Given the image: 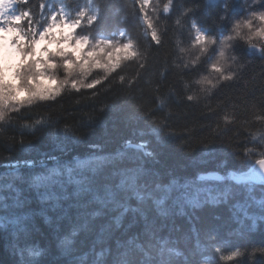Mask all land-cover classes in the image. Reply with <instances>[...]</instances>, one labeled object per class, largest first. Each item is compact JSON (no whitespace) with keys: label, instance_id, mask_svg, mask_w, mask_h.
<instances>
[{"label":"trees","instance_id":"1","mask_svg":"<svg viewBox=\"0 0 264 264\" xmlns=\"http://www.w3.org/2000/svg\"><path fill=\"white\" fill-rule=\"evenodd\" d=\"M98 2L101 11L93 33L124 32L141 59L122 62L96 89L73 91L22 110L0 127V264H201L205 260L208 264H264V254H252L254 248L264 247V221L258 218V206L248 199L250 194L256 200L264 196L259 184L254 193L236 189L237 195L227 203L186 208L183 213L173 210L167 216L145 203L146 219L129 213L119 228L107 216L97 218L73 244H64L61 238L81 218L74 201L68 199L54 209L44 206L47 219L39 213L42 206L29 186L30 178L76 159L106 157L93 177L98 185L106 183L114 170L141 168L140 184L151 187L171 176L184 179L208 172L224 175L237 168L244 171L240 157L249 166L264 157V59L237 44L234 51L240 60L232 69L234 78L196 102L186 100L192 88L185 89L184 83L206 72V62L190 69L175 66L179 63L177 29L187 30L194 19L206 34L225 33L229 21H220L219 15L226 0H174L170 11L157 18L160 44L146 34L135 0ZM78 3L73 0L67 7ZM189 6L194 10L180 17L181 8ZM241 14L242 0H231L228 16ZM35 119L47 121L35 126V134H30L35 128L21 127ZM53 122L54 130L49 127ZM156 122H162L159 136L152 131ZM66 125L71 131L65 132ZM73 132L82 141H75ZM128 141L146 147L138 151L127 147ZM245 149L250 150L248 155ZM245 209L249 215L256 214L255 228L250 227L251 220H245ZM235 248L245 255L220 260ZM37 251L38 257L33 255ZM101 251L104 255L98 260Z\"/></svg>","mask_w":264,"mask_h":264},{"label":"clouds","instance_id":"2","mask_svg":"<svg viewBox=\"0 0 264 264\" xmlns=\"http://www.w3.org/2000/svg\"><path fill=\"white\" fill-rule=\"evenodd\" d=\"M73 0H0V127L6 126L14 114L37 105L54 102L64 94L79 93L94 81H104L124 61L140 60L141 53L129 47L132 39L123 41L116 35L97 31L94 22L101 11L98 0H79L78 6L68 8ZM173 0H157L154 10L172 5ZM231 0L221 4L219 20L228 19V30L221 35L206 34L193 19L191 30L195 38L181 45L177 41V68H195L215 47L206 72L190 82L185 81L186 100L196 102L210 96L221 84L234 77L233 68L240 60L234 51L237 44L264 59V7H255L264 0H242L243 14L228 16ZM183 7L179 16L193 11ZM168 13V11H164ZM176 23H180L177 18ZM194 86V87H193ZM42 119L23 122L31 131L43 124ZM264 248V247H261ZM252 250L255 254L257 249ZM264 254V251H259ZM245 255L235 248L220 256L221 261H234ZM201 264L208 262L201 261Z\"/></svg>","mask_w":264,"mask_h":264},{"label":"snow or ice","instance_id":"3","mask_svg":"<svg viewBox=\"0 0 264 264\" xmlns=\"http://www.w3.org/2000/svg\"><path fill=\"white\" fill-rule=\"evenodd\" d=\"M135 3L138 5L139 17L146 25V34L150 35L152 42L162 43V37L157 26L153 23L152 15L149 14L151 0H135ZM173 3L174 0L171 6H167L162 11L169 12ZM129 47L135 51V46L132 43H129ZM117 67L119 68V65ZM120 79L123 82L124 77H120ZM101 83V80L94 81L87 89H96V86L101 85ZM132 83L133 81H129V86ZM95 95L96 92L94 91L93 96ZM164 106V101L161 99L159 107L163 108ZM228 119L225 116V120ZM257 119H260V117H257ZM44 123H47V121ZM161 124L162 122H156L155 127L152 129L158 136L162 131ZM49 127L54 130L55 122L50 124ZM37 130L35 128L30 134H35ZM68 131L71 130L66 125L65 132ZM0 132H2V128H0ZM166 135L171 136V133ZM72 138L77 142L82 141V137L74 132ZM10 139L14 140V137ZM21 144H24V142L21 141ZM126 144L127 147H134L138 151L146 147L145 144L132 145L130 141ZM249 153L250 150L245 149V154L248 155ZM145 155L148 156L151 153H145ZM261 155L264 156V153H261ZM105 160V156L76 159L70 165L51 167L46 172L35 174L30 178L29 186L37 193V198L42 206L38 211L45 216V219H47V215L44 206L54 209L64 201L71 199L79 207L81 218L79 221L74 222L71 228L64 233L61 238L62 243H75V240L82 233L90 230L92 222L97 218L107 216L109 217V223L117 228L123 226V218L129 213L134 217L146 219L142 207L145 203H150L160 216H167L173 210L183 213L186 208L199 209L209 203L217 205L227 203L230 198L237 195L236 189L241 187L247 193H254L256 185L259 184V187L264 190V158L255 161V164L259 166V171L255 166H249L242 156L240 162L242 167L248 169L246 173L237 168L236 171H228L227 175L209 173L208 175L199 174L184 179L171 176L167 179H158L151 187L147 183L140 184L139 181L144 171L141 168L114 170L111 178L106 183L102 185L94 183L93 177ZM237 172H240V174L238 175ZM210 180L221 183H207ZM248 199L258 206V218L264 221V196L256 200L255 196L250 194ZM133 200L136 202L135 207L132 206ZM249 211V209H245L244 218L245 220H251L250 227L255 228L256 214L249 215ZM111 213H116V215H111ZM241 223H244V220H241ZM257 250L264 251V248ZM33 255L38 257L40 252L37 251ZM103 255V251L98 253V260L102 259Z\"/></svg>","mask_w":264,"mask_h":264},{"label":"rangeland","instance_id":"4","mask_svg":"<svg viewBox=\"0 0 264 264\" xmlns=\"http://www.w3.org/2000/svg\"><path fill=\"white\" fill-rule=\"evenodd\" d=\"M212 1H216V0H212ZM157 0H151V6L149 8V14L152 15V18H153V23L157 26V18H158V15L160 13H163V14H166L162 11V7L155 10V12L153 13V8L156 4ZM142 21V20H141ZM143 22V21H142ZM146 27V25H144ZM178 41L180 42L181 45L183 44H187L189 43L192 39L195 38V34L194 32L191 30V27H188L187 30L186 29H181V28H178ZM179 30H180V33H179ZM123 33V36L121 37V39L123 41H127L129 38ZM175 40H176V37H175ZM177 48V47H176ZM177 51V54H178V49L176 50ZM216 49L215 47L213 46L212 49H210V52L207 54V56L203 57L201 61H204L206 62V64H208L209 62V59L214 55ZM206 59V60H205ZM179 60V63L182 64V61L178 58ZM255 164V163H254ZM224 175H227V174H224Z\"/></svg>","mask_w":264,"mask_h":264},{"label":"water","instance_id":"5","mask_svg":"<svg viewBox=\"0 0 264 264\" xmlns=\"http://www.w3.org/2000/svg\"><path fill=\"white\" fill-rule=\"evenodd\" d=\"M127 146V145H126ZM264 158V157H263ZM253 166H255V168L257 169V171H259V166L258 165H256V164H254ZM248 171V169L247 170H244V171H241V172H244V173H246ZM209 173H218V172H208V173H202V174H204V175H208ZM219 175H222V174H220V173H218ZM237 174L239 175L240 174V172H237Z\"/></svg>","mask_w":264,"mask_h":264}]
</instances>
